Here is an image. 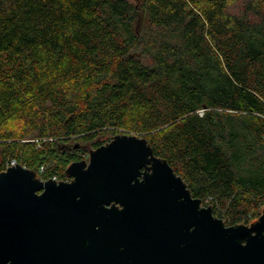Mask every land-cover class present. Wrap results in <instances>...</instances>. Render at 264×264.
Wrapping results in <instances>:
<instances>
[{"label":"trees","instance_id":"trees-1","mask_svg":"<svg viewBox=\"0 0 264 264\" xmlns=\"http://www.w3.org/2000/svg\"><path fill=\"white\" fill-rule=\"evenodd\" d=\"M120 134L227 226L255 222L264 0H0V172L66 181Z\"/></svg>","mask_w":264,"mask_h":264},{"label":"water","instance_id":"water-1","mask_svg":"<svg viewBox=\"0 0 264 264\" xmlns=\"http://www.w3.org/2000/svg\"><path fill=\"white\" fill-rule=\"evenodd\" d=\"M65 174L0 172V264H264V207L226 226L145 138L116 135Z\"/></svg>","mask_w":264,"mask_h":264},{"label":"built area","instance_id":"built-area-1","mask_svg":"<svg viewBox=\"0 0 264 264\" xmlns=\"http://www.w3.org/2000/svg\"><path fill=\"white\" fill-rule=\"evenodd\" d=\"M15 164H16V163H15L14 160L11 161L9 164L6 165L4 171H5L7 168H9V167L15 166ZM22 167L25 168L24 166H22ZM53 180L56 181V182H59L58 180H55V178H54ZM69 181H70V179L68 178V180H66L65 182H69Z\"/></svg>","mask_w":264,"mask_h":264},{"label":"rangeland","instance_id":"rangeland-1","mask_svg":"<svg viewBox=\"0 0 264 264\" xmlns=\"http://www.w3.org/2000/svg\"><path fill=\"white\" fill-rule=\"evenodd\" d=\"M113 138V137H112ZM112 138L110 139V140H112ZM88 148L87 149H90V147L89 146H87ZM88 159V156H87V158H85V160H87ZM262 212V211H261Z\"/></svg>","mask_w":264,"mask_h":264},{"label":"flooded vegetation","instance_id":"flooded-vegetation-1","mask_svg":"<svg viewBox=\"0 0 264 264\" xmlns=\"http://www.w3.org/2000/svg\"><path fill=\"white\" fill-rule=\"evenodd\" d=\"M227 226V225H226Z\"/></svg>","mask_w":264,"mask_h":264}]
</instances>
